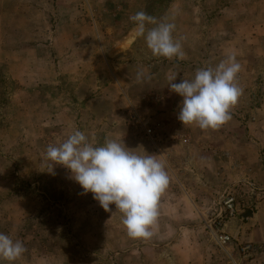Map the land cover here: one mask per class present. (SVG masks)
<instances>
[{"label":"rangeland","instance_id":"rangeland-1","mask_svg":"<svg viewBox=\"0 0 264 264\" xmlns=\"http://www.w3.org/2000/svg\"><path fill=\"white\" fill-rule=\"evenodd\" d=\"M139 11L175 23L185 59L153 56ZM231 52V119L183 125L168 77ZM75 130L166 161L151 238L129 237L114 204L47 158ZM0 232L27 249L12 264H264V0H0Z\"/></svg>","mask_w":264,"mask_h":264},{"label":"clouds","instance_id":"clouds-1","mask_svg":"<svg viewBox=\"0 0 264 264\" xmlns=\"http://www.w3.org/2000/svg\"><path fill=\"white\" fill-rule=\"evenodd\" d=\"M129 19L135 22V34L145 39L153 56L186 58L181 42L173 36L174 22H158L144 11ZM148 24L154 27L148 28ZM240 70L236 54L231 52L215 67L198 68L191 80L175 83L177 75H170V90L182 97L177 119L183 125L195 124L201 129H215L229 121L230 109L243 94L237 83ZM136 78L140 82L151 77L139 70ZM46 156L52 165L70 170L71 178L84 194L91 192L105 211H111L110 205L114 204L123 214L121 222L129 237H152L160 214L159 200L169 184L166 161L153 154H136L114 139L105 138L102 145L94 144L80 130L58 145L49 144ZM26 251L23 241L0 232V261L12 264Z\"/></svg>","mask_w":264,"mask_h":264},{"label":"built area","instance_id":"built-area-1","mask_svg":"<svg viewBox=\"0 0 264 264\" xmlns=\"http://www.w3.org/2000/svg\"><path fill=\"white\" fill-rule=\"evenodd\" d=\"M151 133V132H149ZM222 223H220L221 225ZM217 237V241L219 242V244H221L222 246L224 244H227L231 241V236L229 234H227L223 229H219L217 230V233L215 235Z\"/></svg>","mask_w":264,"mask_h":264},{"label":"water","instance_id":"water-1","mask_svg":"<svg viewBox=\"0 0 264 264\" xmlns=\"http://www.w3.org/2000/svg\"><path fill=\"white\" fill-rule=\"evenodd\" d=\"M250 214L253 215V212H251Z\"/></svg>","mask_w":264,"mask_h":264},{"label":"crops","instance_id":"crops-1","mask_svg":"<svg viewBox=\"0 0 264 264\" xmlns=\"http://www.w3.org/2000/svg\"><path fill=\"white\" fill-rule=\"evenodd\" d=\"M230 231V230H229Z\"/></svg>","mask_w":264,"mask_h":264}]
</instances>
